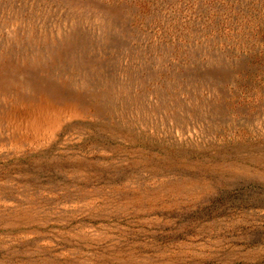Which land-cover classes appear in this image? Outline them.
Returning a JSON list of instances; mask_svg holds the SVG:
<instances>
[{
	"label": "rangeland",
	"instance_id": "rangeland-1",
	"mask_svg": "<svg viewBox=\"0 0 264 264\" xmlns=\"http://www.w3.org/2000/svg\"><path fill=\"white\" fill-rule=\"evenodd\" d=\"M0 264H264V0H0Z\"/></svg>",
	"mask_w": 264,
	"mask_h": 264
}]
</instances>
